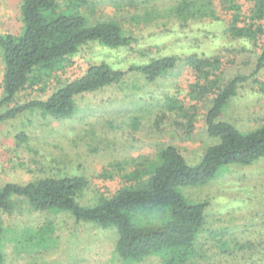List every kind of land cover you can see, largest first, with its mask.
Segmentation results:
<instances>
[{"label": "rangeland", "instance_id": "374dc122", "mask_svg": "<svg viewBox=\"0 0 264 264\" xmlns=\"http://www.w3.org/2000/svg\"><path fill=\"white\" fill-rule=\"evenodd\" d=\"M20 3L0 0V35L21 31ZM173 3L88 0L84 10L80 9L88 24L115 20L133 41L117 50L89 42L73 55L72 65L60 71L59 77L63 81L76 77L89 63L101 61L125 74L118 82L77 95L76 110L70 117L54 118L38 106H29L0 121V187L7 182L26 184L48 176H81L86 183L76 201L88 206L123 185L134 158L141 161L154 157L160 148L172 144L188 163L194 164L218 142L206 130L205 113L211 96L190 98L199 97L192 91L196 80L190 68L179 63L154 81L129 68L142 64L146 59L142 52L152 56L162 49V54H224V62L232 61L228 75L249 73L257 52H238L253 48L241 41L212 38L203 24L198 32L169 18L167 10ZM223 21L212 27L221 30ZM204 35L210 36L195 42L194 38ZM225 48L229 52L223 51ZM1 54L0 49V98ZM57 78L52 77L44 90L33 87L20 91L13 102L1 106L0 113L45 99ZM167 98L184 100L183 111L178 108L170 112ZM193 110L192 127L177 126L184 112ZM217 120L232 123L241 131L264 123V68L238 84ZM178 190L189 202H208L205 223L195 240L196 256L187 264H264V156L249 164L224 165L206 183ZM12 199L15 203L11 211L0 212L4 229L0 238L2 264H161L153 255L138 260L119 258L114 252L117 231L113 226L76 220L69 210H34L25 199Z\"/></svg>", "mask_w": 264, "mask_h": 264}, {"label": "trees", "instance_id": "16d2710c", "mask_svg": "<svg viewBox=\"0 0 264 264\" xmlns=\"http://www.w3.org/2000/svg\"><path fill=\"white\" fill-rule=\"evenodd\" d=\"M173 1L167 10L169 18L191 25L196 31L203 24L212 38L241 41L253 48L237 49L238 52H257L249 73L236 71L228 75L232 61L224 62V54L206 51L162 54V49L154 51L156 54L152 56L142 52L146 58L142 64L129 68L141 73L147 81L156 80L179 63L190 68L196 80L192 91L199 97L189 96L194 100L211 96L205 113L206 130L218 142L210 145L194 164L188 163L172 144L160 148L154 157H143L141 161L134 158L133 169L124 175L123 185L112 195L100 196L88 206L76 201V195L86 183L81 176H48L26 184L7 182L0 187V212H10L12 197L17 196L34 210H69L76 220L115 227L114 252L119 258L138 260L153 255L161 264H187L196 256L195 240L205 223L208 202H189L179 187L206 183L224 165L249 164L264 156V123L253 130L241 131L232 123L217 120L235 95L238 84L264 68V0ZM87 4L88 0H21V31L0 35L3 60L0 108L13 102L20 91L33 87L44 90L52 77L58 78L45 99L16 105L0 113V121L29 106H38L54 118L70 117L76 110L77 95L118 82L124 76L123 70L101 61L89 63L76 77L60 79L58 73L72 65L73 55L87 43L98 42L117 50L133 41L115 20L88 24L80 12ZM222 20L221 30L212 27ZM206 24H210V29H206ZM204 36L194 38L195 42L209 38ZM177 101L167 98L170 112L178 108L179 112L183 111L184 100ZM163 115L164 112L159 116ZM194 115L195 110L184 112L181 125L177 126L190 129ZM3 230L0 218V238ZM2 258L0 251V264Z\"/></svg>", "mask_w": 264, "mask_h": 264}]
</instances>
